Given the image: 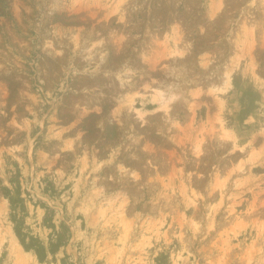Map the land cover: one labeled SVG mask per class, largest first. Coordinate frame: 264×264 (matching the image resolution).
<instances>
[{"label": "rangeland", "instance_id": "obj_1", "mask_svg": "<svg viewBox=\"0 0 264 264\" xmlns=\"http://www.w3.org/2000/svg\"><path fill=\"white\" fill-rule=\"evenodd\" d=\"M0 264H264V0H0Z\"/></svg>", "mask_w": 264, "mask_h": 264}, {"label": "bare ground", "instance_id": "obj_2", "mask_svg": "<svg viewBox=\"0 0 264 264\" xmlns=\"http://www.w3.org/2000/svg\"><path fill=\"white\" fill-rule=\"evenodd\" d=\"M178 30V29H177ZM169 35H171V36H169ZM167 37H168V44H166L165 45V47L168 49V51H169V54H172V55H175V54H178L179 55V58H183V47L182 48H180L178 45H177V39H179L178 37L179 36H177L178 35V32H176V29L175 28H173L172 29V31H171V33L169 34ZM166 36V35H165ZM170 40H172L171 42H170ZM238 45V44H237ZM241 45V44H240ZM185 47V46H184ZM167 52V51H166ZM181 55V56H180ZM174 57V56H173ZM172 57V58H173ZM178 57V56H177ZM200 59V58H199ZM202 59V58H201ZM205 59V58H204ZM240 59V58H239ZM203 60V59H202ZM181 61V60H180ZM114 63V62H113ZM108 64V63H107ZM112 64V63H111ZM119 65V64H118ZM123 65V64H122ZM232 66V65H231ZM236 66V65H235ZM238 66V65H237ZM122 67H126V66H122ZM180 67H181V65H180ZM243 67V66H242ZM128 68V67H127ZM119 69H121L120 67H119ZM118 69V70H119ZM181 69V68H180ZM248 69V68H247ZM95 70V69H94ZM127 70V69H126ZM182 70H183V68H182ZM241 70H242V68H241ZM117 71V70H116ZM120 71H122V70H120ZM235 72V71H234ZM117 73V72H116ZM183 73V72H182ZM120 74V73H119ZM123 73H121V75H122ZM126 74V73H125ZM232 76V75H231ZM118 77V76H117ZM120 77V76H119ZM126 76H124V78H125ZM128 78V77H127ZM222 78V77H221ZM224 78H225V80H224V83L225 84H227V85H229V82H231L230 80V76H229V72L226 70V72H225V74H224ZM118 79V78H117ZM119 79H121V78H119ZM125 80V79H124ZM123 79H122V81H124ZM128 80V79H127ZM130 80V79H129ZM119 81V80H118ZM127 83V82H126ZM122 84V83H121ZM128 84V83H127ZM230 84H232V83H230ZM219 87H221V86H219ZM124 90V89H123ZM130 90V89H129ZM135 90V89H134ZM151 91L152 92H154L153 94H152V97H151V100H152V103H161V104H163V107L166 109L168 106H169V100H171L172 98H174L175 96H176V93H173V92H167V93H165V91L164 90H162V89H160V88H155V87H153L152 89H151ZM139 92V91H138ZM128 93H130V92H128ZM145 96V95H144ZM150 96V95H149ZM217 96V95H216ZM140 99H142L141 97H140ZM139 99V100H140ZM124 102L126 101L127 103H129L130 105H131V103H132V100H133V98H131V95H129V96H127V97H125L124 99ZM122 100V101H123ZM141 102V101H140ZM143 104V103H142ZM130 107H133V106H130ZM143 107V106H142ZM127 108V107H126ZM144 109H146V108H144ZM134 113L136 114V116L137 117H139V118H143L145 115H146V113H145V115L143 116V111L139 108V107H134ZM233 131V130H232ZM221 135L223 136V137H225V138H232V139H234V137H233V135L231 134V132H229L228 130H226V129H222V132H221ZM228 140V139H227ZM200 142H197L196 144H195V148L196 149H199L200 148ZM236 146V145H235ZM236 147H240V146H236ZM12 237H13V239H14V242H15V245L21 250V245L19 244V242H17V239H16V237H15V235H12ZM6 240V239H5ZM21 253H23V250H21Z\"/></svg>", "mask_w": 264, "mask_h": 264}]
</instances>
